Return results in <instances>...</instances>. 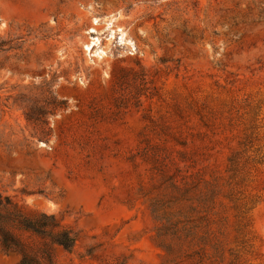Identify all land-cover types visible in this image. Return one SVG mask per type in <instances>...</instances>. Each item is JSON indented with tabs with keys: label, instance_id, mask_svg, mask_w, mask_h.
<instances>
[{
	"label": "rangeland",
	"instance_id": "374dc122",
	"mask_svg": "<svg viewBox=\"0 0 264 264\" xmlns=\"http://www.w3.org/2000/svg\"><path fill=\"white\" fill-rule=\"evenodd\" d=\"M0 195L40 264H264V0H0Z\"/></svg>",
	"mask_w": 264,
	"mask_h": 264
},
{
	"label": "trees",
	"instance_id": "16d2710c",
	"mask_svg": "<svg viewBox=\"0 0 264 264\" xmlns=\"http://www.w3.org/2000/svg\"><path fill=\"white\" fill-rule=\"evenodd\" d=\"M76 240L54 215L26 212L11 198L0 195V244L19 256V264H40L41 260L52 263V247L71 253ZM34 248L37 254L31 253Z\"/></svg>",
	"mask_w": 264,
	"mask_h": 264
},
{
	"label": "bare ground",
	"instance_id": "6f19581e",
	"mask_svg": "<svg viewBox=\"0 0 264 264\" xmlns=\"http://www.w3.org/2000/svg\"><path fill=\"white\" fill-rule=\"evenodd\" d=\"M94 25L98 24V20L94 19ZM107 29L110 31V38L118 37V41L120 43L124 42L128 45L130 52H134L136 47L135 43L132 39H130L127 36V33L120 27L113 28L114 25L110 22L107 25ZM88 33L93 34L95 36H92L88 42L84 44L86 51L91 54L92 56H96L98 58H103V56L106 54V51L100 47V38L97 36L99 35V32L96 30L95 27L90 28Z\"/></svg>",
	"mask_w": 264,
	"mask_h": 264
}]
</instances>
